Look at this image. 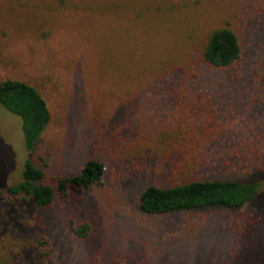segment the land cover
Wrapping results in <instances>:
<instances>
[{"label": "rangeland", "instance_id": "obj_1", "mask_svg": "<svg viewBox=\"0 0 264 264\" xmlns=\"http://www.w3.org/2000/svg\"><path fill=\"white\" fill-rule=\"evenodd\" d=\"M71 1L0 0V82H25L46 101L40 143L52 174L90 158L105 174L45 210L0 199V264H264V0ZM225 26L240 58L208 69L199 51ZM194 132L196 163L181 169L174 154L112 153L161 152V133ZM29 157L20 119L0 106V188L21 179ZM191 178H256L261 188L238 210L139 211L147 185ZM83 224L86 237L76 233ZM40 238L51 251L43 263Z\"/></svg>", "mask_w": 264, "mask_h": 264}, {"label": "trees", "instance_id": "obj_2", "mask_svg": "<svg viewBox=\"0 0 264 264\" xmlns=\"http://www.w3.org/2000/svg\"><path fill=\"white\" fill-rule=\"evenodd\" d=\"M68 3L75 6L71 0H55L54 8L63 9ZM199 53L205 67L225 71L233 68L240 58L241 45L231 28L219 27L207 35ZM0 106L20 119L24 148L30 154L24 162L21 179L0 188L1 200L31 202L36 209L45 210L56 201L67 200L73 193L80 194L102 184L105 165L98 158H90L75 173L50 172L49 153L47 148L41 149L40 140L50 124L51 116L46 101L36 88L22 81L5 79L0 82ZM186 135L178 140L176 136L170 137L167 133H161L158 140H168L162 144L161 152L156 145L132 152L129 158L123 150L117 151L113 148L115 152L112 153L124 160L141 153H150L161 157L160 159L174 154L176 167L181 169L190 163H196L197 157V134L194 132L191 136L189 133ZM181 142L185 145L180 146ZM256 180L191 178L170 186L149 184L138 194L137 206L143 215L155 217L214 208L238 210L256 198L261 188V183ZM88 231V225L83 224L76 233L80 237H86ZM38 247L37 259L43 263L51 256L50 246L47 240L40 238ZM112 264L125 263L115 261Z\"/></svg>", "mask_w": 264, "mask_h": 264}]
</instances>
